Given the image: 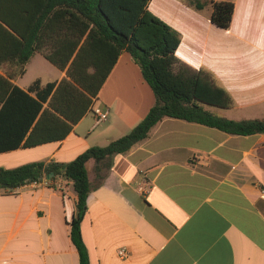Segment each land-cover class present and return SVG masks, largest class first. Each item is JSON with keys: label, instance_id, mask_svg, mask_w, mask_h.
Returning <instances> with one entry per match:
<instances>
[{"label": "crops", "instance_id": "0c3cea01", "mask_svg": "<svg viewBox=\"0 0 264 264\" xmlns=\"http://www.w3.org/2000/svg\"><path fill=\"white\" fill-rule=\"evenodd\" d=\"M213 1L221 0H150L149 9L178 18L167 22L180 33L177 57L211 73L230 94L232 107L208 106L211 111L264 118V0H232L228 28L213 23ZM0 12L11 18L9 0ZM11 52L0 46V59ZM25 67L21 74L14 61H0V74L24 90L37 79L45 85L67 76L40 51ZM155 101L124 51L93 101L108 108L106 121L95 125L90 111L62 140L0 152V167L69 162L127 134ZM87 168L92 186L81 227L90 264H264V133L232 134L164 117L132 150L112 157L103 179L95 159ZM75 196L68 179L57 186L33 182L15 193L0 188V264H79L70 237Z\"/></svg>", "mask_w": 264, "mask_h": 264}, {"label": "trees", "instance_id": "16d2710c", "mask_svg": "<svg viewBox=\"0 0 264 264\" xmlns=\"http://www.w3.org/2000/svg\"><path fill=\"white\" fill-rule=\"evenodd\" d=\"M3 1L0 0V7ZM11 18L0 12V46L12 50L20 73L36 52L67 76L43 85L35 80L27 90L0 74V152L64 139L88 112L102 85L124 51L130 53L152 87L156 101L148 114L127 134L108 144L89 147L69 162L34 161L0 167V188L15 193L33 182L57 186L68 179L76 192L70 237L79 264H90L82 220L91 191L87 162L96 161L99 179L110 169L115 154L126 153L149 136L164 117L216 127L232 134L264 133V118L235 120L211 111L228 109L233 100L211 73L180 60V33L149 9L150 0H9ZM198 8L204 3L196 2ZM232 0L213 1L211 19L228 28Z\"/></svg>", "mask_w": 264, "mask_h": 264}, {"label": "built area", "instance_id": "2783aa9c", "mask_svg": "<svg viewBox=\"0 0 264 264\" xmlns=\"http://www.w3.org/2000/svg\"><path fill=\"white\" fill-rule=\"evenodd\" d=\"M91 113L94 116L95 125H98V124L106 121L108 119V116H109V110H108V108H102L99 104H96V103L92 104V106H91ZM139 189L143 193H146L148 191V188L144 184H140L139 185ZM260 191H261V196L264 198V187H262L260 189ZM119 255L121 257H126L127 256L126 249L125 248H120L119 249Z\"/></svg>", "mask_w": 264, "mask_h": 264}, {"label": "rangeland", "instance_id": "374dc122", "mask_svg": "<svg viewBox=\"0 0 264 264\" xmlns=\"http://www.w3.org/2000/svg\"><path fill=\"white\" fill-rule=\"evenodd\" d=\"M183 1H186V0H183ZM187 1H189V0H187ZM197 1H206V0H197ZM153 8H154V6H153ZM209 8H211V6H209ZM159 17H161L163 20H165L166 22H169V23L175 24L178 21V18H174L168 9H166L164 15H160ZM174 24H172V25L174 26ZM219 110L222 111V109H219Z\"/></svg>", "mask_w": 264, "mask_h": 264}]
</instances>
